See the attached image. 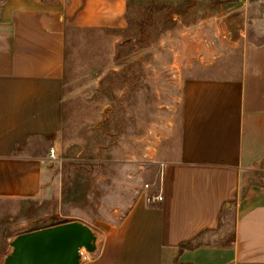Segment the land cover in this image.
Returning a JSON list of instances; mask_svg holds the SVG:
<instances>
[{
    "label": "crops",
    "instance_id": "1",
    "mask_svg": "<svg viewBox=\"0 0 264 264\" xmlns=\"http://www.w3.org/2000/svg\"><path fill=\"white\" fill-rule=\"evenodd\" d=\"M246 14L168 33L175 64H210L240 49L241 74L185 77L179 153L162 162L159 192L140 197L120 224L108 227L84 264H264V182H249L264 173V40H242ZM127 17L128 0L3 1L0 200L57 196L61 183L49 153H21L35 138L63 130L66 28L125 31ZM160 193L163 201L152 202ZM231 222L234 242L208 243L221 223ZM199 237L203 246L181 252Z\"/></svg>",
    "mask_w": 264,
    "mask_h": 264
},
{
    "label": "rangeland",
    "instance_id": "2",
    "mask_svg": "<svg viewBox=\"0 0 264 264\" xmlns=\"http://www.w3.org/2000/svg\"><path fill=\"white\" fill-rule=\"evenodd\" d=\"M261 7L255 0H128L127 30L93 29L72 35L63 130L56 138H35L21 153L43 155L55 146L60 160H49L58 168L61 184L53 199L0 204V264L14 238L52 225L81 222L95 233L98 246L105 230L120 224L140 197L159 192L162 162L179 153L185 77L241 74L240 49L210 64L194 62L186 69L175 64L168 33L178 25L247 12L242 40L260 42ZM250 178L249 182H264V173ZM230 232L226 227L210 239L222 242Z\"/></svg>",
    "mask_w": 264,
    "mask_h": 264
},
{
    "label": "water",
    "instance_id": "3",
    "mask_svg": "<svg viewBox=\"0 0 264 264\" xmlns=\"http://www.w3.org/2000/svg\"><path fill=\"white\" fill-rule=\"evenodd\" d=\"M97 236L78 221L18 235L3 264H81L82 249L97 252Z\"/></svg>",
    "mask_w": 264,
    "mask_h": 264
},
{
    "label": "trees",
    "instance_id": "4",
    "mask_svg": "<svg viewBox=\"0 0 264 264\" xmlns=\"http://www.w3.org/2000/svg\"><path fill=\"white\" fill-rule=\"evenodd\" d=\"M189 3V2H188ZM93 29H71V28H66V33H65V69L67 70V66H68V57H69V49H70V42H71V36L74 35L77 32H90ZM112 30H107V32H111ZM65 77H66V71H65ZM51 137V136H50ZM16 152V151H15ZM11 202L9 200L4 201V200H0V204L1 203H8ZM234 223L231 222L227 223V224H223L221 223V231L217 232V235H221L222 231L226 228V227H230L231 232H230V236L228 239H224L222 242H226V243H232L235 241V227H234ZM219 241V240H218ZM216 240H211L208 243H212V242H218ZM205 243L202 239V237L197 238L196 240L192 241V242H188L185 244L181 245V252L184 250H190V249H197L201 246H203Z\"/></svg>",
    "mask_w": 264,
    "mask_h": 264
},
{
    "label": "built area",
    "instance_id": "5",
    "mask_svg": "<svg viewBox=\"0 0 264 264\" xmlns=\"http://www.w3.org/2000/svg\"><path fill=\"white\" fill-rule=\"evenodd\" d=\"M49 159L52 161V162H56V161H59V155L58 153L56 152V147L55 146H52L49 150ZM163 167V166H162ZM161 176H162V172H161ZM148 187V186H147ZM163 196L162 194L160 193L158 196L152 198V202H162L163 201ZM81 256H82V260H81V263H85V262H89L93 259V256L94 255H91L90 253H88L85 249H82L81 252H80Z\"/></svg>",
    "mask_w": 264,
    "mask_h": 264
}]
</instances>
